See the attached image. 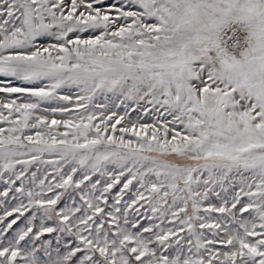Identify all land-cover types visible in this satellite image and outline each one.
Returning <instances> with one entry per match:
<instances>
[{
  "label": "snow or ice",
  "instance_id": "6c2138e0",
  "mask_svg": "<svg viewBox=\"0 0 264 264\" xmlns=\"http://www.w3.org/2000/svg\"><path fill=\"white\" fill-rule=\"evenodd\" d=\"M0 264H264V0H0Z\"/></svg>",
  "mask_w": 264,
  "mask_h": 264
}]
</instances>
